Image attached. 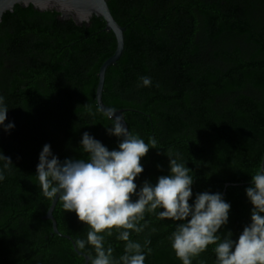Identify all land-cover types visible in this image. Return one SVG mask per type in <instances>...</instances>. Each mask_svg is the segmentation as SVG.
Returning <instances> with one entry per match:
<instances>
[{"label": "trees", "instance_id": "16d2710c", "mask_svg": "<svg viewBox=\"0 0 264 264\" xmlns=\"http://www.w3.org/2000/svg\"><path fill=\"white\" fill-rule=\"evenodd\" d=\"M107 3L125 28L124 50L105 72L102 101L122 109L129 130L145 142L158 141L159 149L141 159L138 190L168 174V150L180 153L194 175L193 198L218 192L231 204L221 231L235 239L250 223L245 189L264 153V0ZM115 48L114 34L96 16L88 26L78 25L32 5H16L2 16L0 94L9 107L5 123L15 127L0 128V264H85L61 235L74 242L89 229L57 202L52 214L61 235L53 232L43 218L52 201L38 186L36 166L45 144L62 161L86 158L84 132L109 150L118 147L95 100L97 73ZM145 76L151 85L139 86ZM145 221V231L131 236L142 244L150 239L145 264H182L169 239L176 222L152 213H145ZM109 245L114 257L123 255L124 242L115 233L106 237ZM213 247L193 264H215ZM78 251L94 255L91 246Z\"/></svg>", "mask_w": 264, "mask_h": 264}, {"label": "clouds", "instance_id": "9594fccd", "mask_svg": "<svg viewBox=\"0 0 264 264\" xmlns=\"http://www.w3.org/2000/svg\"><path fill=\"white\" fill-rule=\"evenodd\" d=\"M151 83V78L145 76L140 78L139 86ZM8 111L5 97L0 94V128L5 132L15 127L14 122L5 123ZM105 115L111 125L105 126L107 134L119 141L116 149L109 150L84 132L80 148L86 158L62 161L51 145L45 144L36 166L43 196L59 202L64 212H74L88 227L86 238L74 244L78 250L91 246L94 255L89 253V264H145L151 252L150 239L142 244L131 238L133 232L145 231V213L176 222L169 239L182 264H193V259L209 245L214 246L215 264H264V163L258 165L245 189L252 205L250 223L233 239L231 231H221L229 223L231 204L218 192H200L193 198L194 175L180 153L168 150V174L159 176L155 183L145 181L138 190L135 181L144 171L141 159L150 149H159L158 141L149 137L145 142L115 113ZM2 158L11 163L4 155ZM4 179L0 171V182ZM114 233L117 240L124 242V253L119 258L114 257L113 247L105 246L106 237Z\"/></svg>", "mask_w": 264, "mask_h": 264}, {"label": "water", "instance_id": "95a60500", "mask_svg": "<svg viewBox=\"0 0 264 264\" xmlns=\"http://www.w3.org/2000/svg\"><path fill=\"white\" fill-rule=\"evenodd\" d=\"M16 5H20L23 7H28L29 5H32L34 9L41 12L55 10L56 12L61 14L62 19L72 18L78 25L85 24L86 26H88L90 23V19L93 16L102 18L104 20L105 30L111 31L115 36L116 48L114 53L107 60H105L99 68V71L97 73L98 83L95 90V100L97 106L103 113H115L117 116H119L122 120L125 121L122 114V109H111L107 107L102 101L105 72L109 66L117 62L124 50L123 32L125 30V28L120 26L112 16L107 0H0V22L2 20V16L6 12H12L14 6ZM263 162L264 153L262 163ZM229 185L230 184L228 183L225 185V187ZM56 203L57 202H51V205L43 218L50 220L52 222L53 232L58 235H61L57 229L56 221L52 214ZM61 236L72 242L74 250L85 258V264H87L88 257L77 250L71 237L68 235Z\"/></svg>", "mask_w": 264, "mask_h": 264}]
</instances>
